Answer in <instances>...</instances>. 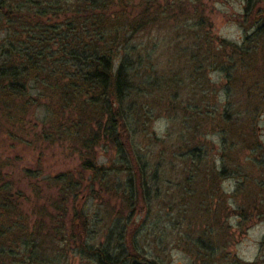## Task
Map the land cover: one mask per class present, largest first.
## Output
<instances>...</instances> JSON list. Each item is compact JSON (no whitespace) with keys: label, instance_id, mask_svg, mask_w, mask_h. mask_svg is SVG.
<instances>
[{"label":"trees","instance_id":"1","mask_svg":"<svg viewBox=\"0 0 264 264\" xmlns=\"http://www.w3.org/2000/svg\"><path fill=\"white\" fill-rule=\"evenodd\" d=\"M252 2L246 0L247 13ZM174 6L183 12L186 0H175ZM171 8H162L158 0H0V130L9 134L15 126L27 128L34 140L67 145L80 159L76 174L44 175L39 167L24 168L31 194L11 190L12 185L0 177V264L12 259L18 264H67L75 250L91 264H155L143 258L135 240H130L128 253L120 246H115L118 250L112 247L109 236L100 245L89 243L84 209L72 207L71 211L69 203L83 190L94 197L97 184L100 188L120 186L110 182V172L125 174L122 190H117L123 191L121 198L126 200L122 206V213L128 212L125 220H132L140 196L146 202L153 185L149 181L160 180L161 174L155 175L168 155L163 153L149 176L150 162L137 140L152 119V106L158 103L152 93L158 85L170 94L164 106L173 108L170 112L180 108L183 121L193 122L192 129L210 115L205 106L200 109V89L191 90L194 97L179 96L180 82L173 77L176 70L160 82L162 73L153 69L147 50L140 45L139 33L157 13ZM261 16L255 17L245 45L264 39ZM202 42L193 36V68L203 70L207 63L215 67L227 82L223 88L227 92V86L237 82L238 71L249 65L245 61H252V51L221 39L220 46L230 48L224 56L203 48ZM31 88L36 89V96ZM33 106V111L41 110L28 115ZM99 147L114 150L106 165L97 163ZM186 155L193 160V174L201 176V148L180 156ZM220 161V168L211 169L214 176L224 174L223 154ZM24 204L31 205L29 212Z\"/></svg>","mask_w":264,"mask_h":264},{"label":"rangeland","instance_id":"2","mask_svg":"<svg viewBox=\"0 0 264 264\" xmlns=\"http://www.w3.org/2000/svg\"><path fill=\"white\" fill-rule=\"evenodd\" d=\"M158 4L171 8L175 0H158ZM245 4L246 0H186L185 11L174 6L157 13L151 25L139 33L148 62L163 75L160 82L176 70L173 77L180 82L179 96L191 98L200 89V109L205 106L210 115L192 129L193 122L183 121L180 108L170 112L173 108L164 106L170 94L157 86L152 96L158 103L152 106V119L137 140L150 162L149 176L158 159L164 158L163 153L168 154L155 175L159 178L161 174L160 180L149 181L153 183L150 196L146 202L139 197L131 221L125 220L128 212L122 213L126 201L121 198L123 191L117 192L122 190L125 174H107L112 184H120L116 189L97 184L94 197L80 191L69 208L84 209L89 243L100 245L109 236L112 247L120 246L128 253L130 240H135L143 258L155 264H264V39L251 47L244 44L257 22L255 17H264V0H253L249 13ZM195 24L199 25L194 28ZM194 35L203 40V48L219 55L230 53L228 46H220L221 39L252 51V61H245L249 65L238 71L237 82L228 85L227 92L223 90L227 82L215 67L207 63L203 70H194L190 59ZM36 92L30 89L32 95ZM34 109L28 115L41 110ZM217 122L222 131L226 129L224 133L218 131ZM26 129L15 126L9 134V130H0V177L12 185L11 190L31 194L24 168L39 167L44 175L61 171L76 174L80 159L73 148L34 140ZM194 147H200L204 154L201 176L191 171L192 159L180 156ZM222 154L224 174L214 176L212 170L221 167ZM96 155L97 163L106 165L114 150L99 147ZM23 209L29 212L31 205L24 204ZM35 210L38 212L37 206ZM5 264L18 262L12 259ZM67 264L91 263L75 250Z\"/></svg>","mask_w":264,"mask_h":264}]
</instances>
